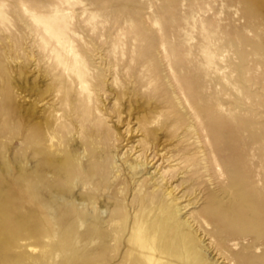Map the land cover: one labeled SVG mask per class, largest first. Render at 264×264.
Returning <instances> with one entry per match:
<instances>
[{
    "label": "rangeland",
    "instance_id": "374dc122",
    "mask_svg": "<svg viewBox=\"0 0 264 264\" xmlns=\"http://www.w3.org/2000/svg\"><path fill=\"white\" fill-rule=\"evenodd\" d=\"M0 264H264V0H0Z\"/></svg>",
    "mask_w": 264,
    "mask_h": 264
}]
</instances>
